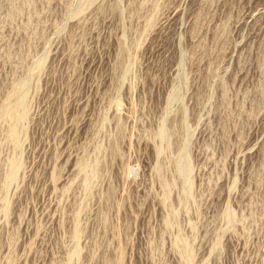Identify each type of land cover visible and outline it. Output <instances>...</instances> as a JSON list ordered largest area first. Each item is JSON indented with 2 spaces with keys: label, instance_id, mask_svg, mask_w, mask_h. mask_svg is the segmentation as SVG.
I'll list each match as a JSON object with an SVG mask.
<instances>
[{
  "label": "rangeland",
  "instance_id": "rangeland-1",
  "mask_svg": "<svg viewBox=\"0 0 264 264\" xmlns=\"http://www.w3.org/2000/svg\"><path fill=\"white\" fill-rule=\"evenodd\" d=\"M0 264H264V0H0Z\"/></svg>",
  "mask_w": 264,
  "mask_h": 264
}]
</instances>
